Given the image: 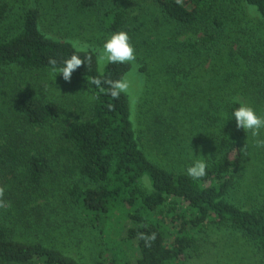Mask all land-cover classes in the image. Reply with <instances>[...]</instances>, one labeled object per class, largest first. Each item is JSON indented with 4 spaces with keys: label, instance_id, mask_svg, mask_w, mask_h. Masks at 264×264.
I'll use <instances>...</instances> for the list:
<instances>
[{
    "label": "trees",
    "instance_id": "trees-1",
    "mask_svg": "<svg viewBox=\"0 0 264 264\" xmlns=\"http://www.w3.org/2000/svg\"><path fill=\"white\" fill-rule=\"evenodd\" d=\"M189 2L0 0V186L11 203L0 208V264H131L133 248L136 264H187L200 234L216 228L243 235L264 264V181L242 185V148L254 138L232 117L239 101L264 116V0ZM234 29L251 31L250 41L238 44ZM118 31L136 61L100 67L95 47ZM78 49L92 62L72 75L84 87L83 114L66 121L62 101L23 87L10 69L51 70L49 58L59 67ZM134 65L156 76L157 93L164 86L156 109L146 90L138 121L128 93L113 99L88 83L125 78ZM257 153L264 169V148ZM196 159L208 166L201 180L186 175ZM61 174L72 178L62 200ZM153 232L146 246L138 234Z\"/></svg>",
    "mask_w": 264,
    "mask_h": 264
},
{
    "label": "rangeland",
    "instance_id": "rangeland-1",
    "mask_svg": "<svg viewBox=\"0 0 264 264\" xmlns=\"http://www.w3.org/2000/svg\"><path fill=\"white\" fill-rule=\"evenodd\" d=\"M183 2L185 3L188 2L189 4H191L189 0H183ZM227 5L233 7L232 5L229 4ZM82 18H83L82 19L83 29H81V31L83 32L84 36H87L91 32L89 30L93 28L90 26L91 24L88 22V20L90 19L88 12H85V14L83 13ZM77 20L81 21V17L77 18ZM251 25L256 29L258 23L255 20ZM250 32L251 31L249 30L242 31V29L240 31H237L236 29H234L233 31L231 30L228 31L230 35L233 34V38L237 40L238 44H244L250 41L249 39H247L250 36L249 34ZM229 44L232 45V43L230 42ZM95 48L97 49L98 56L100 57L103 54V44L97 43V46ZM143 53L146 54L145 51H143ZM99 65L100 67H103L105 65V61L99 60ZM10 70L12 74L20 75L19 80L22 82V86H23V82H27L28 87L36 88L39 94H42L43 92H47L44 93L46 97L54 96V98H57L60 101H62L65 104L66 114L64 115V119H66V121H71L73 118L83 114L81 109L78 108V105H81L80 101L83 100L84 87L82 84H80L73 78L69 83L63 79L62 74H57V76L55 77L54 74L51 72V70L32 71V72H20L19 70H16V68H12ZM125 78L130 81V88L128 94L131 98V108L134 111V118L136 121H138L139 117L137 115L141 116L142 114V106L147 98V91L153 92L150 94L151 99L149 102V106L153 109H156L161 104L160 94L163 91L164 86H162L161 92L157 93V90L155 89L156 84L153 83L156 76L152 75L148 77L138 69L137 65L133 66L130 72L126 74ZM53 80H55V82L52 84L51 82ZM54 84H58L60 87L54 88L53 87ZM152 115L153 114L146 111L144 113V119L150 121ZM251 146H252L251 143H249L247 149L248 155L245 156L243 160L246 167L244 168V178L242 179L243 181L242 185H244V183L248 184L246 178L249 177L253 179V183H254L253 186H258L261 182L264 181L263 176H261L264 175V169L262 168L257 169V165L252 160V158L258 154L257 153L258 148L255 147V145L253 146V148H251ZM52 157L57 158L58 156L52 155ZM54 164L56 170L57 167H61L56 162H54ZM61 175L63 178L62 183L59 185L56 183V187L54 188L56 189L57 195L59 196L60 200H62L66 196L67 193L66 190L68 189V184L72 180V178H68V176L65 177L63 174ZM261 192L262 195L260 196V199L263 200L264 192L262 190ZM250 200H252V198ZM255 200L256 202L258 201L257 197ZM62 204L65 205V203ZM111 222H112L111 235L118 236V231L120 230V224L118 225L116 218H113ZM123 232L124 229L121 233V236L124 235ZM230 233L228 232L227 229L216 228L214 230L212 229L208 230V233L200 234L202 243L200 245L199 252L197 251L198 255H196L197 253H195L194 256L189 259L187 264H259V261L255 257L250 247L240 242V240H244L245 237L243 235H241V237L238 236L239 234L234 233V231H231ZM89 255L90 257H92L91 252L89 253ZM138 255H139L138 249L133 248L130 251L131 264H136V258ZM91 260H93V262L95 263V256H93ZM95 264L98 263L96 262ZM100 264H107V263L106 261L102 260L100 261Z\"/></svg>",
    "mask_w": 264,
    "mask_h": 264
},
{
    "label": "clouds",
    "instance_id": "clouds-1",
    "mask_svg": "<svg viewBox=\"0 0 264 264\" xmlns=\"http://www.w3.org/2000/svg\"><path fill=\"white\" fill-rule=\"evenodd\" d=\"M177 4H183V0H176ZM85 51L82 58L78 52ZM108 64H134L136 61V51L131 43L129 34L126 31H118L113 33L103 44V54L98 58ZM92 62V55L87 53L84 49H78L70 58L63 61L62 66L57 67V60L49 58L51 65V72L56 77L57 74H62L66 82H71L74 71L81 66L87 64L90 66ZM89 84L96 85L100 92L110 95L113 99H119L122 93L127 94L130 88V81L126 78L120 79H102L101 77H92L88 79ZM107 86L106 88L104 86ZM98 99V97H94ZM240 106L235 108L232 112V117L235 118L238 129H243L247 134L250 133L254 138V145L257 148H264V136L261 135L264 130V116L258 115L253 107L239 101ZM107 107L111 110L114 105L109 104ZM247 141L242 148V154L248 155ZM207 163L203 159H196L186 169V175L193 180H201L207 176ZM5 187L0 186V208L7 209L11 207V203L4 199ZM139 238L144 240L146 246H151L156 239V233L150 235L139 233Z\"/></svg>",
    "mask_w": 264,
    "mask_h": 264
}]
</instances>
